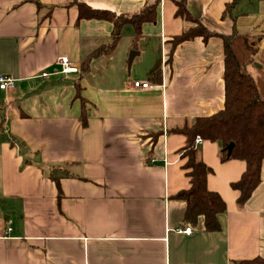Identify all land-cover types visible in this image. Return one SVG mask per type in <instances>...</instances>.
<instances>
[{"label":"crops","instance_id":"crops-1","mask_svg":"<svg viewBox=\"0 0 264 264\" xmlns=\"http://www.w3.org/2000/svg\"><path fill=\"white\" fill-rule=\"evenodd\" d=\"M77 2L114 17L79 19ZM154 4L158 17L143 24L137 41L127 22L114 50L95 58L88 73H55L59 57L81 67L123 19ZM188 5L210 30L261 37L249 70L256 78L264 73V0ZM176 9L174 0H0V76L16 79L0 88V264H239L264 257V163L261 183L239 206L232 182L245 161H222L221 142L199 145L213 168L208 187L227 203L219 231L205 230L203 216L185 222L186 201L174 197L191 183L181 152L187 137L172 130L225 102L222 38L185 41L168 61L172 37L190 26ZM136 80L150 85L135 87ZM187 224L191 234L178 230Z\"/></svg>","mask_w":264,"mask_h":264},{"label":"trees","instance_id":"trees-1","mask_svg":"<svg viewBox=\"0 0 264 264\" xmlns=\"http://www.w3.org/2000/svg\"><path fill=\"white\" fill-rule=\"evenodd\" d=\"M76 1V0H75ZM177 9L175 16L181 17L190 23L180 34L171 39V49L168 61L173 58L176 47L188 40L201 37L207 42L211 37H220L224 46V83L225 102L222 109L206 116H199L193 124L187 123L183 127L175 128L187 137L186 144L181 149L186 174L190 178V187L180 190L175 198L186 201L184 221L195 224L199 216L204 218L207 231H219L222 228L220 215L227 211V203L217 191L208 187V175L213 172L201 157L200 147L196 145V136L199 134L203 140L221 142L220 157L222 161L239 159L246 163V169L240 179L232 182L233 189L239 191L237 202L239 206L245 205L253 192L261 183L262 165L264 163V73L256 78L250 72L249 66L255 61L259 51L261 37L242 35L234 29L230 34H222L210 30L189 9L188 0H174ZM79 19L98 18L112 20L114 13L108 10L93 9L83 2H77ZM235 1L226 4L223 18L234 8ZM41 4L38 3V6ZM158 17V4L131 19H123L117 33L108 44H103L93 50L79 67L80 77L90 70L91 62L102 55L111 53L120 39V28L125 23H131L136 32L137 41L142 35L145 22H152ZM233 20L234 17H231ZM76 97H81V79L76 82ZM82 98L81 121L87 125L88 115L86 100ZM234 142L231 153L227 146ZM57 183L59 182L58 177ZM60 188V184H58ZM60 190V189H59ZM60 196V195H59ZM239 264H264V257H254L240 260Z\"/></svg>","mask_w":264,"mask_h":264},{"label":"built area","instance_id":"built-area-1","mask_svg":"<svg viewBox=\"0 0 264 264\" xmlns=\"http://www.w3.org/2000/svg\"><path fill=\"white\" fill-rule=\"evenodd\" d=\"M56 69L55 73H72V72H78L79 67L72 64V62L69 60L68 57L66 56H61L58 58V60L55 62ZM50 73L48 71H43L41 73L42 76H47ZM16 84V79L8 76H0V88L2 89H7L14 87ZM148 82L136 80L134 82L135 87H140V88H146L149 87ZM195 143L197 146L203 143V138L201 135L196 136ZM11 229V228H10ZM180 232H184L187 234H191L193 232V226L191 224H187L184 228L178 229Z\"/></svg>","mask_w":264,"mask_h":264},{"label":"water","instance_id":"water-1","mask_svg":"<svg viewBox=\"0 0 264 264\" xmlns=\"http://www.w3.org/2000/svg\"><path fill=\"white\" fill-rule=\"evenodd\" d=\"M138 52L133 50L130 52V55H129V58H128V67L131 68V65H132V62H133V59L135 57V55L137 54ZM233 146H234V142H231L228 146H227V149H228V153L230 154L232 149H233Z\"/></svg>","mask_w":264,"mask_h":264}]
</instances>
